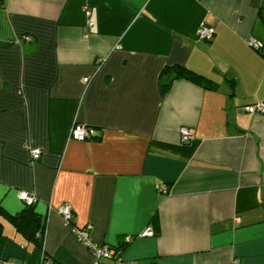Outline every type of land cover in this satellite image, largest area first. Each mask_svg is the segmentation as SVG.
I'll return each instance as SVG.
<instances>
[{"label":"crops","instance_id":"obj_1","mask_svg":"<svg viewBox=\"0 0 264 264\" xmlns=\"http://www.w3.org/2000/svg\"><path fill=\"white\" fill-rule=\"evenodd\" d=\"M177 66L215 88L162 94ZM263 102L264 0H0V264H94L65 205L99 247L132 238L130 264H264V113L244 110ZM21 192L43 248L12 220Z\"/></svg>","mask_w":264,"mask_h":264},{"label":"built area","instance_id":"obj_2","mask_svg":"<svg viewBox=\"0 0 264 264\" xmlns=\"http://www.w3.org/2000/svg\"><path fill=\"white\" fill-rule=\"evenodd\" d=\"M89 26L92 25V22L88 23ZM215 30L212 27L206 26L204 24L198 29L196 37L199 41L203 42H211L214 38ZM23 38L27 41L31 40L30 36H23ZM249 45L256 50H260L262 48V44L255 38L249 39ZM85 83L89 82V79H84ZM244 110L251 113H264V102L258 103L255 106H246ZM193 133L188 128L181 129V139L183 142H188L192 139ZM71 138L78 141H87L97 138V130L93 127L76 123L71 130ZM41 157V151L38 149L31 151V159L32 162L39 160ZM21 201L27 206H31L37 203L38 199L35 195L21 192L19 194ZM59 214L63 217L65 222L70 225L73 229L74 234L77 238L82 242V244L89 249L94 258V264H102L103 261H108L109 264H130L125 261L121 256V251H118L117 248H102L93 243L91 238L86 234L92 230V225H86L85 227H77L73 222V210L70 206L65 205L59 209ZM153 231H148L147 235L152 236ZM132 238H127L126 242H130ZM42 264H58L52 258H44Z\"/></svg>","mask_w":264,"mask_h":264},{"label":"trees","instance_id":"obj_3","mask_svg":"<svg viewBox=\"0 0 264 264\" xmlns=\"http://www.w3.org/2000/svg\"><path fill=\"white\" fill-rule=\"evenodd\" d=\"M162 77L166 78L165 82H163L161 85L162 94H165L169 90L172 82L176 78H184L190 80L194 83L202 85L204 88H208V89L215 88V83H213L211 80L207 79L204 76L198 75L188 70L185 67H179V66L167 67L163 71ZM35 204L31 206L25 205L26 207L25 211L21 215L17 217H13L12 220L18 230L22 231L27 238L35 242L37 245H39V247L43 248L45 242L46 225L42 223L40 218L34 212ZM0 227H1V223H0ZM0 232H1V228H0ZM125 244L126 242H124L122 246L116 247L118 251H121Z\"/></svg>","mask_w":264,"mask_h":264}]
</instances>
